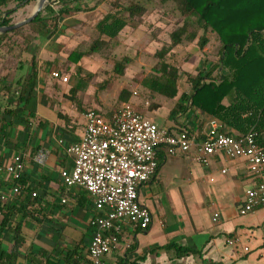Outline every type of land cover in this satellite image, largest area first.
I'll use <instances>...</instances> for the list:
<instances>
[{
    "label": "crops",
    "instance_id": "0c3cea01",
    "mask_svg": "<svg viewBox=\"0 0 264 264\" xmlns=\"http://www.w3.org/2000/svg\"><path fill=\"white\" fill-rule=\"evenodd\" d=\"M99 6L90 10H99ZM51 78L54 82L47 80L39 68L38 83L27 110L14 119L0 114L1 164L11 162L15 155H21L25 162L22 194L8 201L21 209L15 218L23 221L25 245L6 264H89L88 246L93 234L90 219L96 210L91 196L80 186H66L60 172L73 166L66 145L79 141L85 130V113L95 103L86 88L77 93L82 107L79 109L69 99L73 84ZM127 102L136 109L144 107L153 116H159L162 108ZM187 111V115L183 110L174 113L167 127L159 126L173 132L186 126L200 136L209 131L210 118ZM194 155L195 151L172 156L166 148L158 149L157 158L164 165L139 190L140 201L150 208L153 222L148 229L123 224L118 243L104 257L106 264H264V208L245 216L238 212L246 189L256 183L246 162L218 154L201 164ZM164 167L188 171L184 191L165 187ZM1 187L8 190L10 184L4 182ZM33 192L38 195L33 197ZM143 192L148 204L142 201ZM160 195H166L168 200L171 196L172 202H176L175 196H181L185 204L192 203L194 207L186 208L178 215V222L170 224L165 213H156L154 197ZM235 238L237 242L229 243ZM12 242V235L6 233L4 248L10 250ZM172 243L195 253L177 256L176 247L165 249Z\"/></svg>",
    "mask_w": 264,
    "mask_h": 264
},
{
    "label": "trees",
    "instance_id": "16d2710c",
    "mask_svg": "<svg viewBox=\"0 0 264 264\" xmlns=\"http://www.w3.org/2000/svg\"><path fill=\"white\" fill-rule=\"evenodd\" d=\"M14 1L17 2L14 8L0 13V26L13 24L12 14L30 4L32 0H0V7H6ZM78 1L66 0L65 7L60 9L59 14L79 11L81 8L73 5ZM168 1L175 4L183 23L178 29L171 31L170 44L162 46L156 52V56L163 60L143 80L144 87L169 99L179 96L177 111L191 109L204 117L214 118L228 134L243 135L253 130L259 144L264 147V0H161L162 3ZM148 3L149 0H130L125 4L121 0H110L112 9L97 22L96 37L89 49L75 48L69 52L66 67L68 71L72 70L71 77L74 81L69 94L72 102L79 105L77 93L84 91L94 77V73L85 71L80 64L81 59L95 52L113 50L124 29L135 30L145 25L147 22L144 16L148 12ZM52 9L51 4L46 8L48 11ZM31 24L46 31L48 38L57 29V26L51 28L45 23L42 12ZM194 26L202 29L203 33L189 32V28ZM21 30L22 27H19L1 33L0 38H7ZM208 31L216 33L218 37L221 44L220 57L197 73L186 74L190 91L182 92L180 68L164 59L174 47L182 43L184 37L191 41L197 39L199 47L204 48L209 41ZM130 62L129 56L117 61L115 71L123 75ZM6 78L4 76L0 79V110L2 116L9 115L14 119L27 110L36 90L39 79L36 59L33 57L26 75L17 79L13 88V84L4 82ZM130 95L128 90H121L119 101H129ZM11 96L16 99L11 100ZM225 98L230 99L228 104L224 103ZM153 106L158 107V104ZM79 109H82L80 105ZM158 163L159 168V158ZM20 211L15 205L0 201V264L14 260L25 245L23 221L15 218ZM6 233L12 235L10 250L4 248ZM171 247H176L177 256L195 253L189 247L174 243L166 245L165 249Z\"/></svg>",
    "mask_w": 264,
    "mask_h": 264
},
{
    "label": "built area",
    "instance_id": "2783aa9c",
    "mask_svg": "<svg viewBox=\"0 0 264 264\" xmlns=\"http://www.w3.org/2000/svg\"><path fill=\"white\" fill-rule=\"evenodd\" d=\"M51 76L62 83L69 80L60 69L52 70ZM85 117V130L79 141L66 145L73 166L63 168L60 176L66 186L84 189L96 210L90 219L93 234L88 246L89 264H106L104 257L118 243L123 224L141 229H148L152 224L153 214L141 203L139 190L155 176L159 164L157 152L161 147L172 156L195 151L194 158L201 164H207L218 154L243 159L256 183L246 189L239 215L264 208V147L259 144L255 131L228 134L218 120L210 118V129L203 136L186 126L173 132L161 128L130 102H123L108 115L88 109ZM24 172L21 155L0 166L2 203L22 194ZM4 182L10 184L8 190L1 187ZM37 195L32 193L33 197ZM217 217L215 213L214 220ZM237 241L235 238L229 243Z\"/></svg>",
    "mask_w": 264,
    "mask_h": 264
},
{
    "label": "rangeland",
    "instance_id": "374dc122",
    "mask_svg": "<svg viewBox=\"0 0 264 264\" xmlns=\"http://www.w3.org/2000/svg\"><path fill=\"white\" fill-rule=\"evenodd\" d=\"M109 1L82 0L78 4L81 7L79 11L60 15V9L65 7L66 0H49L41 12L46 24L51 28L57 26L55 34L48 38L46 31H42L38 25L30 22L21 26L22 30L19 33L0 38V79L6 76L4 82L13 84V88L16 80L26 75L34 57L41 72L47 76V80L54 82L50 76L51 71L60 69L69 77L67 85H72L74 83L71 77L72 70H67L65 57L75 48L89 49L96 37V22L112 9ZM129 1L121 0V3L125 4ZM37 2L38 0H32L30 4L13 13L12 23L23 21L31 16ZM16 4L17 2L14 1L6 7H0V13L14 8ZM50 4L52 11L46 10ZM98 5H100L99 10H90ZM144 19L147 22L145 25L135 30L124 29L119 43L113 50L95 52L81 59L85 71L94 73L87 92H89L90 100H93L95 104L89 106L88 109H96L105 115L113 113L122 105L123 102L119 101V95L121 90L126 89L131 94L129 99L131 102H141L146 107L153 104L162 105L161 116H153L144 107L137 109L145 113L147 118L155 119L158 125L167 127L173 122V114L178 112L176 106L180 97L169 99L154 93L144 87L143 80L150 76L154 66L163 60L156 56V52L162 46L170 44L171 31L178 29L183 20L172 1L162 3L161 0H149L148 12ZM189 32L202 34L203 30L194 26L189 28ZM207 36L209 41L204 48L199 47L197 39L191 41L184 37L182 43L174 47L164 59L180 68V90L182 92L190 91L186 74H195L205 65L217 61L220 57L221 44L216 33L208 31ZM47 54H52V57L46 56ZM126 56L131 57V62L126 65L124 74L121 75L115 71V64ZM134 92L137 94L135 95ZM15 99V96H11V100ZM229 102V98L224 99L225 104ZM1 112L0 110V114ZM187 112L190 111L186 110L184 114L187 115ZM169 167L163 168L164 175H166L165 187H170L176 192L180 189L184 191L186 187L183 185H185L188 171ZM159 197H154L156 213H165L170 224L177 223L178 215L185 213L186 208L194 207L192 203L185 204L181 196L174 197L177 199L176 202L171 201V196H169L170 200L166 195ZM142 201L148 204L145 192L142 194Z\"/></svg>",
    "mask_w": 264,
    "mask_h": 264
},
{
    "label": "water",
    "instance_id": "95a60500",
    "mask_svg": "<svg viewBox=\"0 0 264 264\" xmlns=\"http://www.w3.org/2000/svg\"><path fill=\"white\" fill-rule=\"evenodd\" d=\"M49 0H38L37 5L33 11V13L31 14V16H29L27 19L8 25V26H0V33H4V32H8V31H12L14 29H17L25 24H28L30 22H32L40 13L41 11L46 7L47 3Z\"/></svg>",
    "mask_w": 264,
    "mask_h": 264
}]
</instances>
